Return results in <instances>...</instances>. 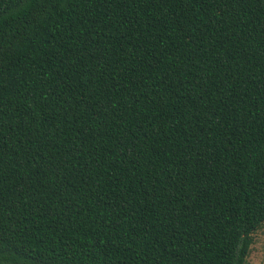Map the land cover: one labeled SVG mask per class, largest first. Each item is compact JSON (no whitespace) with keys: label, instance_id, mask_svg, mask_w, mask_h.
<instances>
[{"label":"trees","instance_id":"trees-1","mask_svg":"<svg viewBox=\"0 0 264 264\" xmlns=\"http://www.w3.org/2000/svg\"><path fill=\"white\" fill-rule=\"evenodd\" d=\"M264 222V0H0V264H247Z\"/></svg>","mask_w":264,"mask_h":264},{"label":"rangeland","instance_id":"rangeland-1","mask_svg":"<svg viewBox=\"0 0 264 264\" xmlns=\"http://www.w3.org/2000/svg\"><path fill=\"white\" fill-rule=\"evenodd\" d=\"M255 243L252 246L247 264H264V228L254 235Z\"/></svg>","mask_w":264,"mask_h":264},{"label":"clouds","instance_id":"clouds-1","mask_svg":"<svg viewBox=\"0 0 264 264\" xmlns=\"http://www.w3.org/2000/svg\"><path fill=\"white\" fill-rule=\"evenodd\" d=\"M257 227L264 228V222H258Z\"/></svg>","mask_w":264,"mask_h":264}]
</instances>
